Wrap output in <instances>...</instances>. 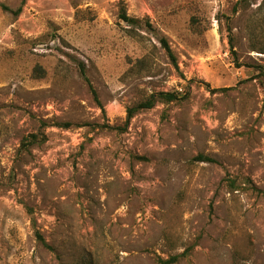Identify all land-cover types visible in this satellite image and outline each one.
I'll use <instances>...</instances> for the list:
<instances>
[{
    "label": "rangeland",
    "instance_id": "374dc122",
    "mask_svg": "<svg viewBox=\"0 0 264 264\" xmlns=\"http://www.w3.org/2000/svg\"><path fill=\"white\" fill-rule=\"evenodd\" d=\"M238 1L0 9V264H264V0Z\"/></svg>",
    "mask_w": 264,
    "mask_h": 264
},
{
    "label": "trees",
    "instance_id": "16d2710c",
    "mask_svg": "<svg viewBox=\"0 0 264 264\" xmlns=\"http://www.w3.org/2000/svg\"><path fill=\"white\" fill-rule=\"evenodd\" d=\"M242 1V0H240ZM240 1H238V3H240ZM22 5H23V0L21 1V4L19 5L18 8H16L15 10L11 11L9 10V8L3 4L0 3V9L2 11H6V12H10L14 17L19 16V14L22 11ZM237 5V4H236ZM118 19L121 20L122 22H124L125 24L127 23H131V20L128 18L126 11L124 10V8L120 9V12L118 14ZM138 27L142 26V23L140 22L138 25ZM144 26L150 28V25L148 24L147 20L144 23ZM160 43L162 45V48L165 50L167 56L169 57L171 63L176 66L175 63V58L168 46V44L166 43L164 38L160 39ZM231 50V53L234 54L233 50ZM78 71L80 76L83 78V80L87 83L88 89L92 95V98L94 99V101L100 106L98 100H97V95L95 90L93 89V87L91 86V84L89 83L86 74H85V68L82 64H78ZM228 89H221L220 91H227ZM177 99V96L174 93H158L156 95H150L146 100H144L143 102L138 103L135 106L129 107L126 110V120H125V126L129 123V120L139 111L141 110H146V109H150L154 106L156 101H161L164 103H169L172 101H175ZM68 124H63V127H67ZM45 141V137L42 134H30L28 137L24 138V140L22 141V147L23 149H27L31 146L37 145V144H41ZM142 159L143 158H139ZM197 160L201 161V162H213L211 159L206 158V157H202V156H198L196 158ZM39 240H41V238L39 237ZM42 241V240H41ZM42 243H44L42 241ZM185 255V254H182ZM177 260V257H170L167 260L161 261L159 260L160 264H173L175 261Z\"/></svg>",
    "mask_w": 264,
    "mask_h": 264
}]
</instances>
